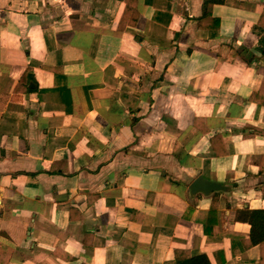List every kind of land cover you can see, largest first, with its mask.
<instances>
[{"label":"crops","instance_id":"crops-1","mask_svg":"<svg viewBox=\"0 0 264 264\" xmlns=\"http://www.w3.org/2000/svg\"><path fill=\"white\" fill-rule=\"evenodd\" d=\"M263 99L264 0H0V264H264Z\"/></svg>","mask_w":264,"mask_h":264},{"label":"trees","instance_id":"trees-1","mask_svg":"<svg viewBox=\"0 0 264 264\" xmlns=\"http://www.w3.org/2000/svg\"><path fill=\"white\" fill-rule=\"evenodd\" d=\"M260 88L257 91L252 93L251 100H254V96L258 94ZM261 105L264 104V99L260 102ZM262 198L264 199V184L261 186ZM219 192H214L211 196L208 215L203 227L204 234H209V228L212 226H216V213L218 207V197ZM187 211L192 212V208L187 209ZM184 219H188L189 217L183 214ZM249 223L251 224V242L259 244L262 239H264V210L252 211L249 217ZM216 232V231H215ZM174 263L175 264H210L207 256L199 255V256H191L190 253L183 249H176L174 251Z\"/></svg>","mask_w":264,"mask_h":264},{"label":"water","instance_id":"water-1","mask_svg":"<svg viewBox=\"0 0 264 264\" xmlns=\"http://www.w3.org/2000/svg\"><path fill=\"white\" fill-rule=\"evenodd\" d=\"M257 63L256 59H253L250 63L251 67H255ZM188 190L191 195L203 194L208 196L213 192H227L228 187L222 185L219 182H213L207 180L201 176H197L189 185Z\"/></svg>","mask_w":264,"mask_h":264}]
</instances>
